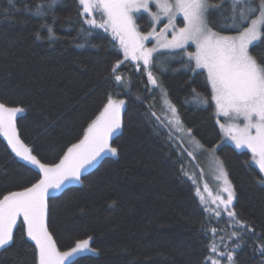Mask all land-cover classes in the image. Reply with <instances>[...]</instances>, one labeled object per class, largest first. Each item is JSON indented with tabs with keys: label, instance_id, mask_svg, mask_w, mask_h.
Listing matches in <instances>:
<instances>
[{
	"label": "trees",
	"instance_id": "1",
	"mask_svg": "<svg viewBox=\"0 0 264 264\" xmlns=\"http://www.w3.org/2000/svg\"><path fill=\"white\" fill-rule=\"evenodd\" d=\"M38 2L47 0H0V102L26 110L17 117V131L32 154L43 163H59L109 95L125 101L123 126L110 141L118 154L102 157L79 181L48 196V227L58 249L67 251L91 237L94 254L75 257L73 264H206L212 255L211 229L216 228L219 250L235 249L234 264H264L258 251L264 244L263 178L250 153L222 143L207 75L193 71L187 55L193 48L154 54L147 69L157 80L154 86L144 67L124 60L108 32L84 23L78 0H56L42 17L34 14ZM231 16L228 3L210 9L209 26L220 35H237ZM136 23L141 33L149 31L147 15ZM42 25L51 26L55 38ZM249 51L264 60V42ZM118 60L123 61L116 72L124 77L123 85L112 73ZM162 89L184 129L192 130L203 149H215L209 152L233 186L237 218L253 231L229 239L236 229L228 226V217L205 212L196 193L199 182L190 173L191 162L202 163L199 152L189 156V148L163 118ZM193 89L209 103L195 102ZM39 178V171L19 159L0 135V197ZM219 259L226 264L225 257ZM0 264H36L35 245L21 219L14 226V241L0 249Z\"/></svg>",
	"mask_w": 264,
	"mask_h": 264
},
{
	"label": "snow or ice",
	"instance_id": "2",
	"mask_svg": "<svg viewBox=\"0 0 264 264\" xmlns=\"http://www.w3.org/2000/svg\"><path fill=\"white\" fill-rule=\"evenodd\" d=\"M12 3V0H9ZM155 4L157 11L152 12L150 4ZM230 4L232 25L237 35H220L209 26L208 15L211 10H219ZM56 0L47 3L38 2L34 14L42 17L46 10L53 9ZM84 17V23L92 27L111 31L113 38L118 40L124 52L125 59L143 61L147 70L156 47L146 48L144 41L155 35L157 44L162 48L184 49L189 43L194 44L196 51L188 52L189 61L195 62V68L203 69L207 73V83L211 88V102L215 105L216 115L225 118L226 123L217 120L222 131L230 137L237 148H247L251 151L252 160L258 166L259 172L264 174V60H259L249 51L254 42H264V0H78ZM141 10L148 13L154 23L161 15L167 17L168 23L159 33L142 34L136 24L134 13ZM102 15V22L95 19L96 13ZM183 17V27H176V17ZM91 17V18H89ZM247 24V26H244ZM47 27L49 38H55L53 28ZM171 29V39L165 35ZM242 29V30H241ZM36 38L40 39L39 32ZM123 61H117L112 73L117 85L125 84L122 75H117V69ZM148 80L157 85V80L148 71ZM193 100L197 103H209L193 89ZM165 105L170 116L165 115L168 125L174 127L178 133H184L177 109L167 100V93L162 89ZM124 100H114L111 95L103 105L99 114L88 124L83 137L77 143L71 144L64 151L59 163L47 164L32 154L20 139L17 131L18 114L26 111L23 107H10L0 102V135L6 140L16 156L39 169L40 178L30 187L19 191H9L0 197V249H6L14 241V226L17 218H23L26 235L35 245L36 264H73L71 258L83 253L94 252L90 247L91 237L77 240L75 246L67 251H60L53 235L49 231V191H58L66 181L79 180L82 170L91 166L104 153L118 154V148L113 147L109 140L118 133L122 126V108ZM156 116V113H153ZM159 119V117H157ZM187 136L191 137L197 149L203 145L192 137V130L187 129ZM183 139V137H181ZM189 156L193 152H188ZM217 180L222 181V187L215 196L211 195L208 185L204 191L209 192L212 208L205 199L199 187L197 195L205 205V212L214 214L218 218L226 213L229 227H233L229 239L240 238L244 230L253 231L249 226L237 218L234 210L235 192L228 179L223 165L217 158ZM191 178V177H190ZM195 182V181H194ZM260 183L264 184V180ZM226 193V199L224 195ZM210 219V217H209ZM212 242L205 258L206 264H223L219 257L226 258V264H234V250L220 251L216 243L217 229L212 228ZM224 243V238L220 237ZM261 239V237H257ZM239 244L235 245L238 248ZM225 248L227 245L225 244ZM258 251L264 255V244L258 246Z\"/></svg>",
	"mask_w": 264,
	"mask_h": 264
},
{
	"label": "rangeland",
	"instance_id": "3",
	"mask_svg": "<svg viewBox=\"0 0 264 264\" xmlns=\"http://www.w3.org/2000/svg\"><path fill=\"white\" fill-rule=\"evenodd\" d=\"M150 9H151L152 12H156V11H157L156 6H155L154 3H153V4H150ZM81 10H82V8H81ZM140 15H147L148 18H149V20H150V28H149V31H148V32H145V33H142V34H148L149 32H153V29H155V33H159L160 30H161L162 28H164V26L168 23V19H167V17H165V16H163V15H161L160 20H159L158 22L154 23V22L152 21V18L148 15V13L144 12L143 10H141V11L138 12V13H134L135 20H136V18L139 17ZM89 18H91V17H89ZM95 19L97 20L98 23H99V22H102V15H101L99 12H97L96 15H95ZM136 24H137V23H136ZM176 27H177V28L183 27V17H182L181 15H177V17H176ZM137 28H138V26H137ZM100 29H103V28H100ZM103 30H104V29H103ZM138 30H139V28H138ZM139 31H140V30H139ZM106 32H108V33L112 36V38H113V35H112L111 31H106ZM171 34H172V30H171V29H169V30L167 31V33H165V35L168 37V39H171ZM113 39H114V38H113ZM114 40L117 42V44L119 45V47H120V49H121V46H120L118 40H116V39H114ZM254 43H256V42H254ZM254 43H253V44H254ZM144 46H145L146 48L156 47L157 50H156L155 52H153L152 56H153L154 54H156V53H159V52H171V51L182 50V49H173V48H162V47H159V45L157 44V40H156V38H155V35L151 36L148 40H145V41H144ZM250 46H251V45H250ZM250 46H249V47H250ZM188 47H192V48H193V52L196 51L195 45H194V44H191V43H189L188 45H186L185 48H184L183 50H186ZM121 51H122V54H123V57H124V52H123L122 49H121ZM124 60H128V61H130V62H133L134 64H136V65H138V66H140V67H144V64H143V61H142V60L139 61V62H137V61H133L131 58H129V59H125V57H124ZM193 62H194V61H193ZM194 64H195V62H194ZM198 70L204 71L203 69H198ZM146 71L148 72V70H146ZM204 72H205V74L207 75L206 71H204ZM114 100H117V99H114ZM163 105H164L163 118L165 119V115H166V114H167L168 116L171 115L170 112L167 111V108H166V105H165V98H164ZM18 115H19V114H18ZM215 116H216V122H217V120H219L221 123H226L225 118L222 117V116H219V117H218V116L216 115V112H215ZM165 120H166V119H165ZM166 122H167V120H166ZM167 124H168V122H167ZM217 124H218V123H217ZM169 126H170L171 129L177 134L178 138L184 143V145L187 146V147L189 148V150H188L189 152H193V155H194V156H195V154H197V152H199L198 157H199V159L202 161V163H201V165H199L196 161L191 162V168H193V169H192L193 172L191 171L190 173H193L194 175H196V180H198V182H199L198 187H199L201 193L203 194V196L205 197V199L208 200L209 205H210L212 208H215V205H214V204H211V197H210V195H209V192H205V191H204V186H205V184H207V185H208V188L210 189L211 195H212V196H215V195H217V194L219 193V190H220V188L222 187V181L216 179V177L219 175V173H218V170H217V158H216V156H215V153L213 154V152L215 151V149H212V150H205V149H203V148H201V149H197L196 146H195V143H194L193 140H192V138L187 136V132H186V130H185L184 133H178V132L175 131V129H174L173 126H171V125H169ZM218 127H219V129H220V131H221V135H222V143H227V144L233 146V147H234L236 150H238V151H247L248 153H250V155H251V161H252L253 165L256 166V165L254 164L253 160H252V154H251V151H250L249 149H247V148H244V147L237 148L236 145H235V142H234L230 137H228V136L225 134L224 131L221 130L219 124H218ZM119 132H120V131H119ZM119 132H118V133H119ZM118 133H116V134H118ZM116 134H114L113 136H115ZM113 136L110 138L109 143H110L111 139L113 138ZM2 137H3V136H2ZM181 137H183V139H181ZM3 138H4V137H3ZM4 139H5V138H4ZM5 140H6V139H5ZM6 141H7V140H6ZM10 148H11V147H10ZM209 151H213V152H209ZM15 155H16V154H15ZM106 155H112V154H111V153H104V154H102L101 157H99V158H98V159H97V160H96L91 166H88V167H86L84 170H82V172L85 171V170H87L88 168H91V167H92L93 165H95V164H96V163H97L102 157H104V156H106ZM193 155H192V156H193ZM17 157H18V156H17ZM18 158L21 159L20 157H18ZM21 160H22V159H21ZM22 161H24V160H22ZM24 162L27 163V164H29V163L26 162V161H24ZM29 165H31V164H29ZM31 166H33V165H31ZM33 167L36 168L35 166H33ZM256 167H257V169H258V166H256ZM36 169L39 171L38 168H36ZM258 170H259V169H258ZM261 175H262V178H263V180H264V174L261 173ZM74 181L76 182L77 180H69V181H66V182L63 184V186L66 185V184H68V183H70V182H74ZM78 181H79V180H78ZM63 186H62V187H63ZM62 187H61V188H62ZM61 188H60V189H61ZM53 192H55V191H54V190H50V191H49V194H50V193H53ZM196 193H197V190H196ZM223 195H224V198L226 199V193L223 194ZM197 196H198V195H197ZM198 198L200 199L199 196H198ZM200 201H201V199H200ZM204 206H205V205H204ZM223 215L227 216L226 213H224ZM20 219L23 221V218H22V217H18V218H17V221L20 220ZM85 254H94V252H83V253H80V254H78V255L72 257L71 260L74 259L75 257H78V256H80V255H85Z\"/></svg>",
	"mask_w": 264,
	"mask_h": 264
}]
</instances>
